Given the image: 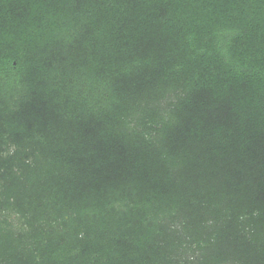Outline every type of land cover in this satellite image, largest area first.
Instances as JSON below:
<instances>
[{
	"label": "trees",
	"instance_id": "trees-1",
	"mask_svg": "<svg viewBox=\"0 0 264 264\" xmlns=\"http://www.w3.org/2000/svg\"><path fill=\"white\" fill-rule=\"evenodd\" d=\"M0 264H264V0H0Z\"/></svg>",
	"mask_w": 264,
	"mask_h": 264
},
{
	"label": "rangeland",
	"instance_id": "rangeland-1",
	"mask_svg": "<svg viewBox=\"0 0 264 264\" xmlns=\"http://www.w3.org/2000/svg\"><path fill=\"white\" fill-rule=\"evenodd\" d=\"M11 216H12V215H11ZM14 218H15L14 216L11 217V219H14Z\"/></svg>",
	"mask_w": 264,
	"mask_h": 264
}]
</instances>
